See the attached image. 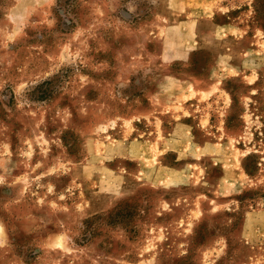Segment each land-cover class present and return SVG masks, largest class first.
<instances>
[{
  "label": "rangeland",
  "instance_id": "obj_1",
  "mask_svg": "<svg viewBox=\"0 0 264 264\" xmlns=\"http://www.w3.org/2000/svg\"><path fill=\"white\" fill-rule=\"evenodd\" d=\"M0 264H264V0H0Z\"/></svg>",
  "mask_w": 264,
  "mask_h": 264
}]
</instances>
